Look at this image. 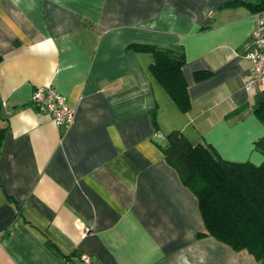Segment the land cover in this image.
Listing matches in <instances>:
<instances>
[{
    "label": "crops",
    "instance_id": "0c3cea01",
    "mask_svg": "<svg viewBox=\"0 0 264 264\" xmlns=\"http://www.w3.org/2000/svg\"><path fill=\"white\" fill-rule=\"evenodd\" d=\"M228 1L0 0V264H262L197 236L196 198L156 144L179 130L264 159V81L244 86L256 14ZM131 42L183 47L188 112ZM47 84L75 106L70 126L30 101Z\"/></svg>",
    "mask_w": 264,
    "mask_h": 264
},
{
    "label": "trees",
    "instance_id": "16d2710c",
    "mask_svg": "<svg viewBox=\"0 0 264 264\" xmlns=\"http://www.w3.org/2000/svg\"><path fill=\"white\" fill-rule=\"evenodd\" d=\"M225 4L246 6L253 13L264 11V0H229ZM126 48L151 53V74L181 111L191 109L182 46L131 42ZM256 114L264 117V105ZM156 144L196 198L204 226L197 236L209 235L234 250L245 249L264 264V159L256 164L223 158L211 145L190 143L179 130H171ZM253 145L264 155V135Z\"/></svg>",
    "mask_w": 264,
    "mask_h": 264
},
{
    "label": "built area",
    "instance_id": "2783aa9c",
    "mask_svg": "<svg viewBox=\"0 0 264 264\" xmlns=\"http://www.w3.org/2000/svg\"><path fill=\"white\" fill-rule=\"evenodd\" d=\"M253 28L243 44L244 56L250 62V72L244 86L251 88L264 81V17L255 13ZM30 101L42 113L48 114L56 126L68 127L75 117V106L66 103L64 96L51 84L38 85L32 91ZM89 230L87 225H81L80 232L84 235ZM82 264H89L91 257L81 253Z\"/></svg>",
    "mask_w": 264,
    "mask_h": 264
},
{
    "label": "clouds",
    "instance_id": "9594fccd",
    "mask_svg": "<svg viewBox=\"0 0 264 264\" xmlns=\"http://www.w3.org/2000/svg\"><path fill=\"white\" fill-rule=\"evenodd\" d=\"M49 44L53 43L51 40L48 41Z\"/></svg>",
    "mask_w": 264,
    "mask_h": 264
}]
</instances>
